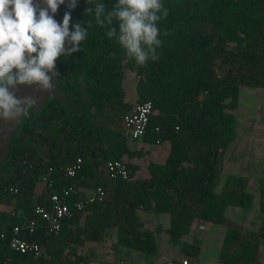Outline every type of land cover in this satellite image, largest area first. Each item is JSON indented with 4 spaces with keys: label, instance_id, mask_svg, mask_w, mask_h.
<instances>
[{
    "label": "trees",
    "instance_id": "1",
    "mask_svg": "<svg viewBox=\"0 0 264 264\" xmlns=\"http://www.w3.org/2000/svg\"><path fill=\"white\" fill-rule=\"evenodd\" d=\"M103 2L111 8L114 0ZM162 3L170 11L158 27L170 34L159 37L160 58L142 67L125 57L94 16H85L87 0H77L72 31L77 22L87 27V19L93 25L81 51L60 57L59 83L68 106L52 98L39 113L29 110L0 166V264H83L79 249L86 242L103 241L113 228L118 244L156 257V233L145 228L140 212L170 217L166 232L174 245H182L183 257H199L200 243L183 239L196 222H204L227 228L220 264H260L264 220L256 234L226 218L230 207L251 208L250 178L231 175L218 188L224 158L237 135L234 112L241 89H264V0ZM128 71L138 78L137 104H153L148 134L137 141L122 133L124 114L133 107L125 88ZM138 141L170 146L166 161L149 163L144 179L136 178L140 168L134 161L148 151L133 148L131 143ZM79 158L83 179H69L66 169ZM109 160L127 161L130 180L113 178L105 167ZM49 169L54 170L55 189L102 187L106 199L65 221L60 236L42 229L35 235L24 232L26 239L46 248L45 256L13 252L7 238L15 227H26L36 207L47 202L51 190L41 180ZM16 188L17 193L11 192ZM260 208L264 213V181Z\"/></svg>",
    "mask_w": 264,
    "mask_h": 264
},
{
    "label": "clouds",
    "instance_id": "2",
    "mask_svg": "<svg viewBox=\"0 0 264 264\" xmlns=\"http://www.w3.org/2000/svg\"><path fill=\"white\" fill-rule=\"evenodd\" d=\"M65 0H0V120L15 122L26 117L38 103L33 95H19L20 86L54 88L53 77L59 76L56 61L82 50L92 19L72 25L71 10L77 0H69L62 25L54 19ZM46 5V7L42 6ZM170 9L162 0H114L111 8L103 0H87L85 16H94L97 26L106 29L128 60L146 67L160 58L163 45L159 23ZM51 12V15H50ZM68 45V47H66Z\"/></svg>",
    "mask_w": 264,
    "mask_h": 264
},
{
    "label": "rangeland",
    "instance_id": "3",
    "mask_svg": "<svg viewBox=\"0 0 264 264\" xmlns=\"http://www.w3.org/2000/svg\"><path fill=\"white\" fill-rule=\"evenodd\" d=\"M39 2V0H38ZM69 0L60 5L54 19L62 25L67 12ZM46 7V5H42ZM51 15V12H50ZM70 31L71 24H70ZM68 47V45H66ZM60 57L56 61V70L60 72ZM125 88L127 101L135 106L138 102L136 74L128 71ZM54 88L41 90L39 86H20L18 94L33 95L38 98V103L33 107L39 113L43 105L52 98L57 99L63 106H68V98L59 83V76L53 77ZM237 119L236 139L227 151L224 158L222 175L218 191H221L226 179L231 176L249 177L248 191L254 196V202L250 209L230 207L226 213L229 221L235 222L245 231L260 234L264 213L260 208V187L264 181V89L242 88L240 93V106L234 112ZM0 120V166L4 164L9 155L14 136L22 122ZM159 147L151 146L148 155L142 159H136L135 164L140 168L139 175L143 176L148 170L149 163L155 159ZM127 160V159H126ZM128 161V160H127ZM42 185L38 188L41 192ZM144 220L145 228L156 233L159 245V254L156 257L139 253L118 244L117 229L108 230L105 239L101 242H86L78 251L79 256L85 258L83 264H168L174 259L184 258L181 254V246H176L167 234L170 226L168 215H147L140 212ZM227 228L223 225L196 222L190 234L184 237L183 242L193 243L197 240L201 246L198 258H190L193 264H220V251ZM259 262L264 264V239L259 247Z\"/></svg>",
    "mask_w": 264,
    "mask_h": 264
},
{
    "label": "built area",
    "instance_id": "4",
    "mask_svg": "<svg viewBox=\"0 0 264 264\" xmlns=\"http://www.w3.org/2000/svg\"><path fill=\"white\" fill-rule=\"evenodd\" d=\"M153 114V104L151 102L138 103L133 106L123 117V136L130 141H137L148 134L150 120ZM159 131V128H156ZM160 145V144H159ZM84 161L79 158L66 169L69 179H83ZM108 173L116 179L130 180L131 173L128 162L125 160H109L105 163ZM54 170L49 171L42 177L41 183L47 190H51L47 202L39 205L35 209V218L26 227H15L11 235L7 238L10 250L20 254H32L36 257L45 256L46 248L37 242H32L23 236L35 235L42 229L47 235L60 236L65 221L74 217L76 213H88L91 208L106 199V192L102 187L87 189L85 187L75 188L70 186L62 191L54 188V181L51 179ZM18 188L11 189L17 193ZM2 238L6 239L5 235ZM168 264H193V261L184 257L174 259Z\"/></svg>",
    "mask_w": 264,
    "mask_h": 264
},
{
    "label": "crops",
    "instance_id": "5",
    "mask_svg": "<svg viewBox=\"0 0 264 264\" xmlns=\"http://www.w3.org/2000/svg\"><path fill=\"white\" fill-rule=\"evenodd\" d=\"M131 145L135 149H144L145 151H148V152H150L151 150V149L149 150L148 147L150 148L151 146L152 147L155 146V145L144 144L143 142H140V141L132 142ZM155 147H159L158 148L159 150L156 151V154H155L156 160H153V162L163 164L168 157L170 146L169 144H162V145H156ZM139 172L140 171L137 172L136 178L144 179L148 177V170L146 174L143 176H140Z\"/></svg>",
    "mask_w": 264,
    "mask_h": 264
}]
</instances>
